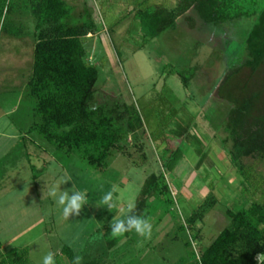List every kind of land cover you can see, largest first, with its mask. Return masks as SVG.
<instances>
[{
	"label": "rangeland",
	"instance_id": "obj_1",
	"mask_svg": "<svg viewBox=\"0 0 264 264\" xmlns=\"http://www.w3.org/2000/svg\"><path fill=\"white\" fill-rule=\"evenodd\" d=\"M35 1L0 0V101L13 97L16 88L30 75L35 27L31 9ZM67 1L76 12L75 21H84L89 15L95 25L94 31L99 32L94 39L99 69L98 100L134 105L144 128L139 132L136 145L130 141L132 157L116 154L104 170L93 169L80 159L62 157L56 161L54 147L36 132H31L30 137L55 160L47 176L41 177L46 185L40 187V200L33 202V198L26 195L16 200L13 207L0 212V245L5 244L1 251L9 254L13 248H27L24 264H41L43 256L50 251L54 253L56 264H69V258L61 252L68 246L81 257L80 264L88 261L105 246L102 226L113 219L125 218L128 202L135 203L145 178L161 169L164 152L179 148L182 156L166 175L172 206L168 210L162 206L154 213L149 221V236L131 233L110 249L106 260L107 264L117 260L132 264H176L179 257L187 255L183 244L187 234L178 230V223L187 220L209 193L215 196L217 204L198 223L201 235L194 243L198 252L208 247L229 224L226 208L238 210L264 197L261 188H264V160L246 159L245 163L251 166L242 176L221 143L223 131L213 128L205 116L210 109L219 119L225 116L228 105L216 96V87L225 73L222 56L224 51L234 56L233 59L239 55L246 31L256 17L244 19L231 29L223 27L216 33L190 11L196 21L195 29L188 30L181 18L180 29L165 30L144 39L137 32L140 26L128 16L125 3L130 0H110L113 3L111 14L106 12L102 0ZM168 1L172 0H155L162 4ZM88 44L84 40L87 48ZM189 66L198 69L186 88L170 71L185 70ZM22 106L28 112L34 101L27 97ZM209 113L212 120L218 122L211 110ZM30 120H34L33 114ZM29 122L26 118L22 124ZM180 134L186 139L179 138ZM20 165L23 168L20 172L28 170L30 173L25 160ZM6 169L14 171L15 168ZM63 175H70L72 181L61 184V190L73 184L76 189L87 190L89 196V203L83 206L79 216L70 214L67 219L54 200L47 197L48 185ZM243 177L247 179L246 189H243ZM27 185H13L11 194L17 195L19 190L26 192ZM109 191L116 205L111 212L95 204ZM10 195L0 203L8 204L12 199ZM39 218L43 219V224H37L6 243L17 231Z\"/></svg>",
	"mask_w": 264,
	"mask_h": 264
},
{
	"label": "trees",
	"instance_id": "obj_2",
	"mask_svg": "<svg viewBox=\"0 0 264 264\" xmlns=\"http://www.w3.org/2000/svg\"><path fill=\"white\" fill-rule=\"evenodd\" d=\"M189 10L216 33L256 17L246 31L239 55L233 59L224 51L222 56L225 73L216 87V96L228 105L225 116L219 119L210 109L218 121L215 122L210 110L205 115L213 128L223 131L221 143L231 163L244 176L251 166L246 159L264 160V0H179L172 10L148 6L138 12L137 18L145 36L153 38L162 31L179 29L177 19L181 16L194 29L196 21L186 14ZM31 14L35 19L34 50L26 96L34 101V120L29 132H36L54 147L56 161L62 157L80 159L93 169L104 170L116 154L131 158L130 141L136 145L144 125L134 105L98 100V65L89 59L84 45L87 35L95 30L89 15L84 21H75L72 7L64 0H36ZM197 69L189 66L170 73L187 88ZM179 138L186 139L183 134ZM181 154L179 148L164 152L161 169L150 173L143 182L134 214L150 221L160 207L168 210L172 206L166 175ZM243 178L246 189L247 179ZM216 204L217 199L209 193L187 220L179 221L178 230L187 234L183 243L187 255L179 257L176 264H259L257 257L264 256V197L238 210L226 208L229 224L208 247L195 250L194 243L201 235L198 223ZM101 232L105 246L81 264H105L110 249L131 234L113 237L110 224L103 225ZM9 252L3 253L0 245V264L25 263L27 248ZM61 252L69 258V264H74L78 255L70 247L64 246ZM113 264L132 263L117 260Z\"/></svg>",
	"mask_w": 264,
	"mask_h": 264
},
{
	"label": "crops",
	"instance_id": "obj_3",
	"mask_svg": "<svg viewBox=\"0 0 264 264\" xmlns=\"http://www.w3.org/2000/svg\"><path fill=\"white\" fill-rule=\"evenodd\" d=\"M64 1L69 4L67 0ZM102 3L105 4L107 7L106 12H108V14H111L113 11L110 5L113 3L110 0H102ZM178 3L179 0H172L171 2L168 1L167 4L158 3L155 2V0H130L125 4H128V16L140 26L137 29L138 35H141L144 39H147L149 37L145 36L141 28L140 21L137 18L138 12L152 5H160L167 8L168 10H172L178 5ZM190 11L191 10H189L186 14H190ZM73 14L74 17H76V12H73ZM78 15H81V12H78ZM181 18L183 19V16L177 19V22L180 26ZM184 22L186 21L184 20ZM186 25L188 27V30H191L187 22ZM188 30H184L185 33H189ZM113 32H115V30ZM98 33V31L89 33L87 35V38L85 39L89 42V59L92 60L95 64H97V60L95 59L96 50L94 45V39L98 35ZM32 49L34 50V42L32 45ZM31 73L32 63L28 79L25 82L20 83V86L16 88L17 91L15 92V95L9 98L8 100L3 99L2 101H0V200H2L6 195H10L11 193H13V185H18L19 183L28 184L25 188L26 192L19 190L17 191V195L11 194L10 196L12 197V199H10L8 204H6L5 206L1 202L0 212H2L4 208L13 207V204L16 200H19L20 197L24 198L26 195H28V197H32L33 202H37L38 200H40V187H44L46 185V181L44 179L42 180L41 177L45 178L47 176V172L49 168H51L52 164L54 163L53 161L55 160L52 155H47V149L41 148L36 143L34 138L30 137L31 132H29V127L32 123V121L30 120V116L33 113V108H31L27 112L24 111L25 109L22 105L23 103L25 104V101L27 99L26 86L31 76ZM26 118L30 122L27 125H23L22 123L26 120ZM23 160H25L26 168L30 170V173L28 172V170L20 172V169L22 168L20 162H23ZM13 167L15 168L14 171L12 169H6ZM36 171L38 172V174L34 173ZM23 174L24 176H22ZM43 223L44 221L42 218L33 221L21 231H17V233L10 237L6 241V243H10L11 241L17 239L20 233L32 230V228H34L37 224ZM1 225L2 217H0V227ZM4 245L5 244L1 245V247H3Z\"/></svg>",
	"mask_w": 264,
	"mask_h": 264
},
{
	"label": "clouds",
	"instance_id": "obj_4",
	"mask_svg": "<svg viewBox=\"0 0 264 264\" xmlns=\"http://www.w3.org/2000/svg\"><path fill=\"white\" fill-rule=\"evenodd\" d=\"M68 181H72L70 175L60 176L58 180L48 185L47 197L54 200L55 205L61 210L64 218H68L70 214L79 216L83 206L89 203L88 191L85 189H76L74 185L66 190H61L60 185ZM71 193V194H70ZM97 207H105L108 211H112L115 208L113 202V194L111 191L104 194L101 199L95 203ZM135 203L129 201L126 209L125 218L113 219L110 222L111 235L113 237H122L125 233H136L139 236L147 237L151 234V224L140 215L134 214ZM259 264H264V256L259 255L257 257ZM81 257L76 256L74 258V264H80ZM41 264H56L54 253L47 252L42 260Z\"/></svg>",
	"mask_w": 264,
	"mask_h": 264
}]
</instances>
